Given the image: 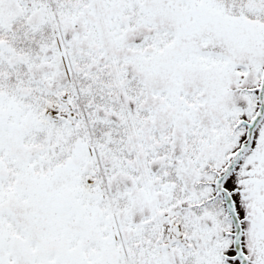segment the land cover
I'll use <instances>...</instances> for the list:
<instances>
[{
  "label": "snow or ice",
  "instance_id": "obj_1",
  "mask_svg": "<svg viewBox=\"0 0 264 264\" xmlns=\"http://www.w3.org/2000/svg\"><path fill=\"white\" fill-rule=\"evenodd\" d=\"M0 264H264V0H0Z\"/></svg>",
  "mask_w": 264,
  "mask_h": 264
}]
</instances>
